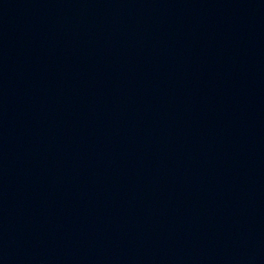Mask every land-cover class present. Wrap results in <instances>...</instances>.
<instances>
[{"label":"water","instance_id":"1","mask_svg":"<svg viewBox=\"0 0 264 264\" xmlns=\"http://www.w3.org/2000/svg\"><path fill=\"white\" fill-rule=\"evenodd\" d=\"M0 264H264V0H0Z\"/></svg>","mask_w":264,"mask_h":264}]
</instances>
